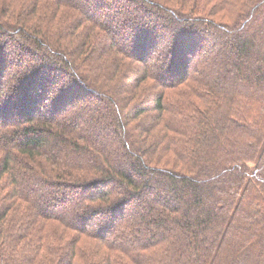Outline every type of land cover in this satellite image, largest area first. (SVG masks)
Masks as SVG:
<instances>
[{
  "label": "trees",
  "instance_id": "obj_1",
  "mask_svg": "<svg viewBox=\"0 0 264 264\" xmlns=\"http://www.w3.org/2000/svg\"><path fill=\"white\" fill-rule=\"evenodd\" d=\"M0 264H264V0H0Z\"/></svg>",
  "mask_w": 264,
  "mask_h": 264
}]
</instances>
